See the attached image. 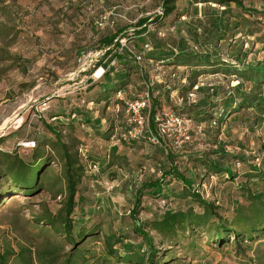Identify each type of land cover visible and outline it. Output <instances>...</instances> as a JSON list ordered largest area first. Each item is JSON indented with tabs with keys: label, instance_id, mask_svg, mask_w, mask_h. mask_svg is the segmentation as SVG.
Wrapping results in <instances>:
<instances>
[{
	"label": "rangeland",
	"instance_id": "1",
	"mask_svg": "<svg viewBox=\"0 0 264 264\" xmlns=\"http://www.w3.org/2000/svg\"><path fill=\"white\" fill-rule=\"evenodd\" d=\"M173 2L175 11L170 16L153 21L144 34L137 35L133 31L137 21L154 18L162 0H0V152H15L26 161L35 156L47 160L42 191L35 196L8 191L0 204V240L16 253L12 264L30 259L38 264L37 257L44 264H62L63 258L57 255L72 250L70 244L55 241L59 237L43 233L44 226L33 223L37 215L61 214L64 209L67 184L61 154L54 151L53 132L76 155L84 171L75 188L70 217L74 234L98 226L107 234H123L124 243L135 245L141 237L133 230L140 227L149 231L155 250L167 254L166 260L172 256L170 264H264V231L248 244H234L230 237L228 244L213 248L206 245L210 236L187 228L180 240L195 244L191 253L167 241L160 245V238L150 231L154 217L163 212L162 200L173 209L201 210L185 182L177 176L162 177L170 168L190 180L193 188L197 185L204 202L212 204L228 226L239 211H264V84L255 87L227 71L238 68L241 60L264 63V16L258 11L264 13V0ZM104 17L107 22L100 25ZM230 17H235L233 23L227 22ZM236 22L243 32L247 29V37L237 44L232 38L240 34V39L242 31L233 30ZM123 28L128 30L118 40L120 46L104 55L110 47H102L101 39L116 38ZM208 54L217 59L210 65L195 64L200 72H190L194 66L188 64L171 68L159 63L167 56ZM134 55L141 60L137 62ZM79 60L86 65L79 67ZM100 68L104 73L96 78ZM170 68L174 71H165L160 81L154 80ZM186 73L189 79L194 74L197 90L181 89L189 82L187 78L181 83ZM147 86L156 112L170 108L187 114L185 110H191L189 118H196L195 124L207 121L204 136L193 132L192 142L178 150L166 140L154 146L124 138V116L115 107L121 110L147 91ZM244 96L263 103L249 110L236 104L230 116L222 123L217 121L226 104ZM44 102L47 110L40 113ZM213 120L216 125L208 128ZM22 141H35L36 148L21 149ZM200 160H218L220 168L233 175L214 174ZM91 163L98 164V172H91ZM250 167L259 173L250 172ZM155 181L163 190L159 195L145 187ZM137 192L141 197L134 221L129 212ZM104 235L78 241L71 264H129L106 255ZM114 250L122 252L120 245Z\"/></svg>",
	"mask_w": 264,
	"mask_h": 264
},
{
	"label": "trees",
	"instance_id": "2",
	"mask_svg": "<svg viewBox=\"0 0 264 264\" xmlns=\"http://www.w3.org/2000/svg\"><path fill=\"white\" fill-rule=\"evenodd\" d=\"M205 1L209 2L211 0ZM223 2H225V0H216L217 4H221ZM160 9L162 12L161 15H155L152 19L143 18L138 20L135 27L133 28L135 34H144L146 32L148 24H153L154 22H158V20L160 22V20L170 16L175 11L173 0H162ZM127 30V28L118 30L116 32V38L105 37L101 39L102 47H110L104 55L108 54L111 49H116L118 48V46H120L118 44V40L121 37H125ZM114 57L119 59L120 55L115 53ZM157 58L158 57H155V59ZM241 67L242 65L233 70V74L238 79L250 82L255 87L264 84V65L260 66L259 68L255 67L251 69L252 72H246L248 70L240 69ZM262 69L263 71H261ZM108 74L112 75V73L110 72H108ZM195 84L194 82H192L190 83V87H182L181 89H192ZM107 87L109 89H112V86L109 84ZM253 101L254 100L252 98H247L246 96H244L239 100L238 107L247 108ZM157 109L158 107L154 106L153 102V105L150 109L151 116L156 113ZM235 109L236 108L230 110L228 114L234 112ZM226 112L227 111L223 110L219 118H216L217 121L222 123ZM178 113L189 117L182 112ZM72 115L73 116H71V119H74L75 115ZM209 117H211L210 114ZM53 133L56 137L57 143V145L53 146L54 151H56L57 154H61L60 160L62 162L63 177L66 179L67 184L64 209L61 214L54 215L50 212H46V214L44 215H37L36 217H33V223L37 226H44V230H42L43 233L49 232L50 236L55 235L59 237L55 238V241L71 245V252L63 255H57L58 257L63 258L62 264H71V253L73 254V252L77 250V248H73V246L77 247L78 241L82 243L85 238L96 239V237L102 233H105V235L103 236V250L105 251L107 256H111L113 258L119 259V261H123L129 264H170L173 261L172 256H170L169 260H166L165 257L167 254H163L162 251L158 252V250H155L152 239L149 236V231L144 232L140 227H135L133 230L136 235L141 237V242L135 245L131 243H124L123 234H117L116 236H114L113 234H107L106 232L100 230L98 226H94L88 231L79 230L74 234V226L72 221L70 220V217L74 206L75 188L84 171L82 166L78 163L76 155L71 154L68 146L60 141L59 136L55 132ZM35 148L36 142L33 149ZM220 155L221 157H229L224 154ZM35 157L36 159H34L33 161H26L15 152L12 154L0 152V204L3 203V199L6 197L8 191H19L20 193H25V195L33 194L35 196L43 190V186L46 181L44 174L46 171L47 160L45 158L43 159V156ZM198 163L203 164L214 174L222 172L225 173L228 178L233 175L228 170L224 168L221 169L220 165L218 164V160L217 162L206 161V163L204 162V160H200L198 161ZM90 165L98 164L91 163ZM96 172H98V170ZM255 173L257 174L259 172ZM167 176H177L182 180V182H185L184 187L188 190V193H191L194 200L197 201L201 210L197 213H193V210H191V208H187L185 211L181 210L180 208L173 209L169 207V203L166 202V205L162 207V214H160V216H155L150 224V231H153L160 238V245L167 241L176 245L177 247L181 245V249H184V251H190V253L193 252L191 251V248L195 247L194 243H192L191 241H187V239L184 242L180 240V238L184 237V233L185 231H187V228H190L189 231H191V233H202L210 236L208 238L209 241L206 243V245L213 248L222 247L223 245L228 244L230 237H233L232 241H234V244H248L253 241L256 236L264 231V211L262 209L255 208V210L246 212L239 211L236 215V218L228 226L226 222L222 220L219 214H217L216 208L212 204L204 202L203 197L200 193H198L199 187L197 188V185H195V188H193L189 180L183 178L180 174L173 171L171 168L170 170H167L162 174V177L164 178ZM145 187L151 188V191H155L157 195L162 192L161 184L156 181L149 183ZM25 188H27V190L24 191L23 189ZM140 197L141 192H137L135 194V203L133 209L129 212V216L134 221L136 219L138 207L140 205ZM251 199H253L255 203H260L259 200L254 198V196H251ZM193 235L191 234L190 237H193ZM115 245H120L122 250L121 253L114 250ZM18 247H21L20 244H18ZM144 247L146 248V250H143ZM247 249V246H245L244 251ZM15 254L16 253L9 243L0 240V264H12L14 258L16 257ZM238 255H240V253H238ZM36 262L38 264H44L43 259H41L40 257H37ZM25 264H33V261L30 259L26 261Z\"/></svg>",
	"mask_w": 264,
	"mask_h": 264
},
{
	"label": "built area",
	"instance_id": "3",
	"mask_svg": "<svg viewBox=\"0 0 264 264\" xmlns=\"http://www.w3.org/2000/svg\"><path fill=\"white\" fill-rule=\"evenodd\" d=\"M157 15H161V9L157 12ZM107 22V18H102L100 25ZM144 49H148V44H145ZM106 50L104 49L103 52ZM89 57V56H88ZM134 59L139 62L141 60L140 55H134ZM87 58V57H86ZM79 67H84L85 62L78 61ZM113 65L111 63L109 67ZM101 72L98 77L103 75L104 70L99 69ZM96 73V72H95ZM94 73V74H95ZM111 73V72H110ZM93 74V75H94ZM164 77V72L154 77L155 81H160ZM171 78L175 77V74L170 75ZM201 84V83H200ZM202 85V84H201ZM199 84H195L192 89L197 90ZM193 96L190 94V97ZM150 94L145 91L142 94L137 95L133 100L126 102L124 107L120 110L118 105L115 107V111L121 112L124 116V122L126 125L125 131L123 133L124 138L131 141H145L154 146H162L163 141H168L170 146L174 149H181L186 144L192 142L193 132H196L198 136H204L205 126L202 124H195L193 120L177 111L164 108L159 112H156L151 116V105H150ZM47 110V104L44 102L39 106V112H44ZM216 121H211L209 127L215 126ZM18 146L21 149H33L35 147L34 141L20 142ZM236 163V166H239ZM91 172H96L98 170V165H90ZM60 199V197H58ZM162 206L166 205L164 200L161 201Z\"/></svg>",
	"mask_w": 264,
	"mask_h": 264
},
{
	"label": "crops",
	"instance_id": "4",
	"mask_svg": "<svg viewBox=\"0 0 264 264\" xmlns=\"http://www.w3.org/2000/svg\"><path fill=\"white\" fill-rule=\"evenodd\" d=\"M192 5V4H191ZM231 8V7H230ZM253 8H255V6L253 7ZM232 9V8H231ZM187 11H192V8H191V6H189V9H187ZM260 13V17H263L264 16V13H263V11H260V10H258ZM218 17H220V16H218ZM218 19H220V18H218ZM258 20H260V19H262V18H257ZM235 21V17H230V19L229 20H227V22H229V23H233ZM237 23L238 22H236V24H235V27H234V29L233 30H238V29H240L241 31H242V36H241V38L239 39V37H240V34L239 35H236V36H233V38H232V40H233V43H240L241 42V40H243L244 41V37H247V29H245V31L243 32V27L242 26H238L237 25ZM246 28V27H245ZM245 33H246V35H245ZM251 35H252V33H251ZM262 42H264V40H261ZM237 57V56H236ZM190 59H191V61H190ZM214 59H217V58H214ZM214 59H213V56H211V55H209L208 54V56H186V55H180V56H167L166 58H164V59H160L159 60V63H162V64H168V65H172L171 66V68H174V66H175V64H188V65H190V66H194L195 64H199V63H205L204 65H210V64H212L213 62H214ZM190 62H189V61ZM192 60H195L196 62H194V61H192ZM244 60H241V62L242 63H240V65H242V67L240 68V69H244V70H248V71H246V72H252L251 71V69H253V68H255V67H260V66H263L264 65V63L263 62H260V63H256L255 61H250V62H243ZM219 62V61H218ZM239 65V66H240ZM218 66H223L222 64H219ZM161 67H163V66H161ZM170 68V69H171ZM177 68H179V67H177ZM200 68V66L199 65H197V66H194V67H192L191 69H190V72H200L201 70H198ZM196 69V70H195ZM173 69H171V70H169V69H167V70H163V71H161V72H165V71H167V72H173L172 71ZM177 71V70H176ZM220 71H222V70H220ZM230 72H233V70H229ZM189 75L190 74H188V73H186L182 78V81H181V83H184L185 82V80L188 78L189 79ZM193 75L194 74H192V78L190 77V79H189V82L186 84V87L185 86H183V87H185V88H187V87H190V83H192V82H194V84L196 83L195 82V80H194V77H193ZM199 82H201V81H199ZM196 84H199L198 83V81H197V83ZM202 84V83H201ZM183 85V84H182ZM174 90H176V89H174ZM188 90V89H187ZM189 90H190V88H189ZM254 100V99H253ZM262 100L261 99H259V101H253L250 105H249V107H247V109L248 108H250V107H256L257 106V104H259V105H262L261 103H263V102H261ZM154 102V101H153ZM153 102H152V105H153ZM239 102V101H238ZM238 102H236V103H233V102H230V104H226L225 106H224V111H227L226 112V114H225V116L224 117H226V116H230V114H228V112L230 111V110H233L234 109V106L237 104H239ZM256 104V105H255ZM154 106H156L157 107V104H156V102H155V104H154ZM216 108V107H215ZM229 108V109H228ZM249 110V109H248ZM185 112L187 113L186 115H188L189 117H191V115H192V112H191V110H185ZM211 115V117H212V114H210ZM211 117H209V118H211ZM192 120L193 119H196V118H194V117H192L191 118ZM196 121H199V120H196ZM207 123V121H205V122H202L201 121V123H197V124H202L203 126L205 125ZM208 128H213V127H209L208 126ZM205 131L207 132V126L205 127ZM205 132V133H206ZM250 172H257V169L256 168H251L250 167V170H249ZM188 180V179H187ZM235 180V179H234ZM233 180V181H234ZM190 181V180H189ZM162 189V188H161ZM163 191V190H162ZM239 257V256H238Z\"/></svg>",
	"mask_w": 264,
	"mask_h": 264
},
{
	"label": "bare ground",
	"instance_id": "5",
	"mask_svg": "<svg viewBox=\"0 0 264 264\" xmlns=\"http://www.w3.org/2000/svg\"><path fill=\"white\" fill-rule=\"evenodd\" d=\"M18 123H19V121H18ZM1 129V128H0Z\"/></svg>",
	"mask_w": 264,
	"mask_h": 264
}]
</instances>
